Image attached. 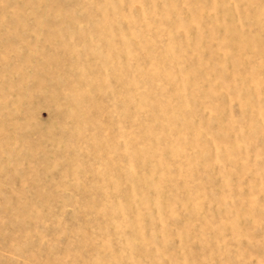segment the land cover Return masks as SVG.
<instances>
[{
	"label": "rangeland",
	"instance_id": "rangeland-1",
	"mask_svg": "<svg viewBox=\"0 0 264 264\" xmlns=\"http://www.w3.org/2000/svg\"><path fill=\"white\" fill-rule=\"evenodd\" d=\"M0 264H264V0H0Z\"/></svg>",
	"mask_w": 264,
	"mask_h": 264
}]
</instances>
